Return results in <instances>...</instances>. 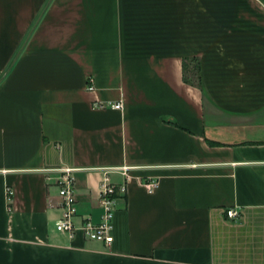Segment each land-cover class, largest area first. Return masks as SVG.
Masks as SVG:
<instances>
[{
	"label": "crops",
	"instance_id": "0c3cea01",
	"mask_svg": "<svg viewBox=\"0 0 264 264\" xmlns=\"http://www.w3.org/2000/svg\"><path fill=\"white\" fill-rule=\"evenodd\" d=\"M61 167L76 227L131 168L109 247ZM0 264H264V0H0Z\"/></svg>",
	"mask_w": 264,
	"mask_h": 264
},
{
	"label": "built area",
	"instance_id": "2783aa9c",
	"mask_svg": "<svg viewBox=\"0 0 264 264\" xmlns=\"http://www.w3.org/2000/svg\"><path fill=\"white\" fill-rule=\"evenodd\" d=\"M91 85L88 86V90H92ZM94 107L102 108V104H94ZM109 107L115 110H121L122 104L120 102L109 104ZM129 167L112 168L105 170L98 193V203L101 209L100 219L98 223H93L90 220H84L79 227H76L73 223V219L76 216V201H75V178L74 169L61 167L55 169H47L45 172L55 173V185L58 189V195L61 199V216L55 223V231L59 233L68 234L72 238L77 230H80L82 235L91 241L101 242L105 246L109 247L113 241L111 235L112 220L115 213L116 201L118 198H122L126 195L127 186L126 181L120 185H114L110 182L108 174L112 171L120 172L126 176V172L130 170ZM51 180V178H47ZM157 182H148L144 184V187L151 191L155 189ZM11 191L7 189V196L10 198ZM225 217L231 220L238 219L240 214L235 209H227L225 211Z\"/></svg>",
	"mask_w": 264,
	"mask_h": 264
},
{
	"label": "trees",
	"instance_id": "16d2710c",
	"mask_svg": "<svg viewBox=\"0 0 264 264\" xmlns=\"http://www.w3.org/2000/svg\"><path fill=\"white\" fill-rule=\"evenodd\" d=\"M199 65L193 60H184L183 77L185 82L199 86Z\"/></svg>",
	"mask_w": 264,
	"mask_h": 264
}]
</instances>
